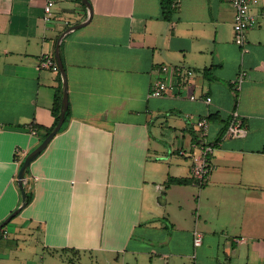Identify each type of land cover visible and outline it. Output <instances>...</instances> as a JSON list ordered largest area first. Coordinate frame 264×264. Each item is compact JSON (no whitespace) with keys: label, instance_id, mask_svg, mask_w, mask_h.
<instances>
[{"label":"crops","instance_id":"1","mask_svg":"<svg viewBox=\"0 0 264 264\" xmlns=\"http://www.w3.org/2000/svg\"><path fill=\"white\" fill-rule=\"evenodd\" d=\"M45 2L0 0V224L63 99L58 41L83 23L60 42L68 121L28 166L33 199L0 229V264H264V21L244 52L231 0H179L170 20L162 0H90V18L83 0H56L50 21ZM252 3L261 16L264 0ZM161 79L175 89L151 96ZM233 111L242 137L225 135ZM205 115L214 169L200 186Z\"/></svg>","mask_w":264,"mask_h":264},{"label":"built area","instance_id":"2","mask_svg":"<svg viewBox=\"0 0 264 264\" xmlns=\"http://www.w3.org/2000/svg\"><path fill=\"white\" fill-rule=\"evenodd\" d=\"M235 6L234 16V37L236 43H238L242 50L245 52L248 50L246 46L247 37L246 33L249 29L258 26L264 21V13L259 16L252 11V0H231ZM179 0H174V5H177ZM56 0H46L44 6V18L48 21L52 20L55 16L54 7ZM68 23V21H66ZM41 67L51 68L55 71L59 69L58 64L50 55L46 54L42 57ZM164 69H168L167 65L163 66ZM193 71L190 70L189 74ZM246 78V72L242 71L234 79L235 88L238 90L241 88L243 81ZM175 89L174 85H170L166 80H158L155 83L154 88L150 91L151 96L160 97L167 95ZM191 99L195 98L194 94H191ZM209 98L206 101L209 102ZM211 120L209 116H201L195 123L197 131L196 140L193 146L197 152L193 155L192 173L194 178L197 179L200 186L204 184V181L210 176L214 169L212 161V155L215 149V145L209 140ZM247 132V126L245 125L244 119L237 112L233 111L229 125L225 131V135L229 137H242ZM236 241H241L237 238ZM194 243L196 246H200L203 243V233L198 229L194 230Z\"/></svg>","mask_w":264,"mask_h":264},{"label":"water","instance_id":"3","mask_svg":"<svg viewBox=\"0 0 264 264\" xmlns=\"http://www.w3.org/2000/svg\"><path fill=\"white\" fill-rule=\"evenodd\" d=\"M83 2L87 5L88 10H89V18L92 15L93 12V8H92V4L90 2V0H83ZM81 25H83V23H79L76 25L71 26L69 29H67L62 37H60L58 44H57V49H56V53H57V58L59 60V64H60V69H61V73L64 77V93H63V99H62V107H61V113H60V118L58 123L52 128V130L46 135V137L42 140V142L35 147L32 151H30L28 153V155L26 156V158L23 161V164L19 170V175H18V184L19 187L21 188L22 191V197H23V203L22 205L17 208L15 211H13L1 224H0V229H2L4 227V225H6L11 218L16 215L24 205H26V198H27V191L25 188V183H26V172L28 169L29 164L45 149V147L48 145V143L51 141V139L56 135V133L61 129L65 118H66V112L68 109V93H67V82H66V70L65 67L63 65L62 59H61V55H60V42L63 38L64 35H66L69 31H72L78 27H80Z\"/></svg>","mask_w":264,"mask_h":264},{"label":"trees","instance_id":"4","mask_svg":"<svg viewBox=\"0 0 264 264\" xmlns=\"http://www.w3.org/2000/svg\"><path fill=\"white\" fill-rule=\"evenodd\" d=\"M173 3H174V0H162L164 17L168 20H170L172 18L175 6H177V5H174ZM207 71H209V70L205 69V73H207ZM61 107H62V96L59 95L56 98V102L54 105L55 121H54V124L52 125V127H49L46 129L47 133H49L52 130V128L58 123L59 118H60V113H61ZM68 115H69V111L66 112V118H65V121L61 127V130H63L66 126V123L68 121ZM209 118H210V120H213L214 117H213V115H210ZM23 161L21 163V166L23 164ZM186 181H187V179H185V178L170 177V179H169V182H175V183H185ZM32 199H33V194L30 191H27L26 203L28 204Z\"/></svg>","mask_w":264,"mask_h":264},{"label":"rangeland","instance_id":"5","mask_svg":"<svg viewBox=\"0 0 264 264\" xmlns=\"http://www.w3.org/2000/svg\"><path fill=\"white\" fill-rule=\"evenodd\" d=\"M234 38H235V37H234ZM90 261H91V262L86 263V264H92V263H93V260L90 259ZM188 263H189V264H193V261L190 260V261H188ZM94 264H95V263H94Z\"/></svg>","mask_w":264,"mask_h":264}]
</instances>
